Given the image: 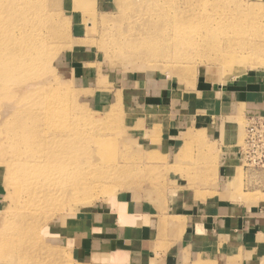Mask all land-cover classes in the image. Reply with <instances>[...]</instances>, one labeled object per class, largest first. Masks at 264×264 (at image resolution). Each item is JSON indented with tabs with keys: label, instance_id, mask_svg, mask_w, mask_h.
Segmentation results:
<instances>
[{
	"label": "rangeland",
	"instance_id": "374dc122",
	"mask_svg": "<svg viewBox=\"0 0 264 264\" xmlns=\"http://www.w3.org/2000/svg\"><path fill=\"white\" fill-rule=\"evenodd\" d=\"M144 1L0 0V22L7 21L0 34L39 57L37 64L26 62L25 69L12 74L18 83L43 81L24 93L20 105L26 101L31 107L44 105L54 98L66 103L69 96L77 111L94 121L80 129L88 130L93 139L101 138L100 154L115 163L117 179L105 180L100 191L93 193L81 183L89 181L88 172L95 170L97 161L92 157L93 146L80 141L58 157V163L74 173L60 179L57 172L55 183L42 186L27 180L19 172L22 162L11 155L10 129L22 130L20 124L0 131V220L7 226L22 215L18 223L33 222L43 264H93L78 253L67 235L78 229L77 215L101 203L120 222L113 203H126L129 213H135L129 210L131 203H143L152 213L164 212L168 206L179 208L182 198L214 195L220 182L219 156L230 141L220 136L218 145L212 139L214 132H222L219 129L235 134L230 138L238 154L236 173L218 189L219 195L264 198V166L247 163L240 151L248 120L264 113L251 114L237 103L240 109L224 113L221 103L225 100L218 102L224 97L213 93L217 85L219 90L237 78H264V0H191L197 13L188 23L185 20L188 31L182 39L176 40L169 27L160 33H155V27L147 28L145 37L153 34L152 39L164 41L165 47L158 50L165 51L164 57H147L149 50L144 55L136 45L143 36L137 37L138 29L131 23H138L135 10ZM183 12L186 19L184 9L180 15ZM91 49L95 55L88 59L70 55L72 50ZM0 55L14 54L3 46ZM0 91L3 97L14 93H6L1 86ZM153 103L157 105L148 106ZM26 110L20 121L25 116L42 121L43 113ZM28 136L27 131L21 134L20 146L28 143ZM170 139L177 141L175 147L168 146ZM39 143L46 144L43 139ZM31 204L35 209L29 211ZM47 228L49 233L44 232ZM27 246L25 242L18 252L27 256ZM12 261L0 259V264H31L28 258Z\"/></svg>",
	"mask_w": 264,
	"mask_h": 264
},
{
	"label": "crops",
	"instance_id": "0c3cea01",
	"mask_svg": "<svg viewBox=\"0 0 264 264\" xmlns=\"http://www.w3.org/2000/svg\"><path fill=\"white\" fill-rule=\"evenodd\" d=\"M72 54L88 59L95 52L72 50ZM236 80L219 90L217 85L213 92L224 97L218 100L219 103L225 100L221 103L224 113L240 109L237 104L251 114L264 113V78ZM154 105L157 104L148 106ZM219 130L222 132H214L212 139H217L218 145L220 136L230 141L219 156L220 182L217 192H212L214 195L204 199L182 198L181 207L168 206L164 212L150 213L143 203H131L129 210L139 215V219L126 224H120L101 203L86 214L77 215L80 228H73L67 235L78 253L93 264H112V253L125 254V259L114 258V264H264V198L253 201L219 195L218 189L222 190L226 179L236 173L238 160L232 136L225 128ZM176 142L170 139L168 146L175 147Z\"/></svg>",
	"mask_w": 264,
	"mask_h": 264
},
{
	"label": "bare ground",
	"instance_id": "6f19581e",
	"mask_svg": "<svg viewBox=\"0 0 264 264\" xmlns=\"http://www.w3.org/2000/svg\"><path fill=\"white\" fill-rule=\"evenodd\" d=\"M183 9L187 14L186 19L184 12L182 16L180 15ZM6 12H10V10ZM135 12L139 15L138 23L131 24H135L138 29L137 37L143 36L136 41V45L140 47L144 55H146V52L149 50L147 57H164L165 51L162 54L158 51L161 49L160 47H165L164 41H160L161 39L156 37L152 39L153 34L150 35V37H145L147 28L155 27V33H157L159 30L169 27L171 30L170 33L172 32L171 35L176 40H180L184 37V33L188 31L184 25L195 18L197 9L192 6L191 0H146ZM4 24H7V21L0 22V28L4 27L2 26ZM6 36L7 35L0 34V48L7 46V48L10 49V53L14 55H10L9 57L0 55V78H2V84L0 86L6 93L11 91L14 93L6 97L0 95V131L8 127L9 124L15 125V127L17 124H20L19 127L22 130H19V132L10 129L11 132L8 137L12 157L22 162L23 165V168H20L19 172H21L27 180L30 178L40 183L42 186L52 185L55 183L54 176L57 172L60 179L74 173V170H70L67 165L58 163V157L64 151H69L73 147L78 146L81 141L82 144H91L93 146L92 157L97 161L95 170L93 171L92 167L88 172L89 178L87 179H89V181L85 179L81 184L89 189L91 188L93 193L99 192L105 180H115L117 178L115 176V163L100 154L102 145L100 141L101 138L93 139L90 137L91 133L88 132V130L83 132L80 129L87 126L89 122H94L93 119L80 114L76 106L72 104L69 96L66 97L68 101L66 103H61V99L57 102L55 101L57 99L54 98L55 100H50V102H46L44 105L31 107L26 105L29 103L26 101V103L21 106L20 103L26 98L24 93L30 89L34 90L38 88L43 81L39 79L23 83L20 81L18 83L17 76H13L12 74L17 70L25 69L26 62L28 64H37L39 57L38 54L34 52L33 54L35 57L31 56L22 46L15 44L16 41L12 39V37ZM11 40L13 43L10 42ZM125 43L130 44L127 42ZM153 50L156 51L150 53ZM4 74H7L6 77L1 76ZM33 103L38 104L39 101H34ZM26 108L33 109V111L38 114L43 113L42 121L38 122V120H36L38 118H33L31 116H25L23 120L20 121V119H22L20 116L25 115L23 114L24 110L27 112ZM251 119L252 118L248 120L247 124ZM25 131L29 133L28 143L20 146L19 137H21V134H25ZM30 131L34 133H30ZM230 135L235 134L231 132ZM39 139H43L46 144L41 146ZM33 143L37 146V149L34 148ZM36 151L38 153H36ZM35 182H33L34 185H38ZM73 191L76 192L77 190L73 189ZM113 204L119 211L120 224L135 223L139 219V215L126 212V203L122 206H117L115 203ZM32 209H35L34 204H31L29 211ZM22 217L24 216L19 215L17 219H14L10 225L7 226L5 225L6 221L2 222L1 218L0 259L6 262L10 257V261L13 260L12 262H14L28 258L31 264H43L42 258L39 256L40 250L38 251L37 248L40 236L35 226L31 224L33 222L27 224H24V221L20 223L17 222ZM93 229L96 230L95 227ZM46 231L49 233L48 228L44 229L45 233ZM12 232L14 236H8ZM31 237H34L36 241L31 239ZM25 242L28 244L27 256L18 252V249L21 248ZM10 244L12 247H6ZM114 258L125 259V254L112 253V264H114Z\"/></svg>",
	"mask_w": 264,
	"mask_h": 264
},
{
	"label": "built area",
	"instance_id": "2783aa9c",
	"mask_svg": "<svg viewBox=\"0 0 264 264\" xmlns=\"http://www.w3.org/2000/svg\"><path fill=\"white\" fill-rule=\"evenodd\" d=\"M240 151L247 163L264 166V117H255L249 121Z\"/></svg>",
	"mask_w": 264,
	"mask_h": 264
}]
</instances>
